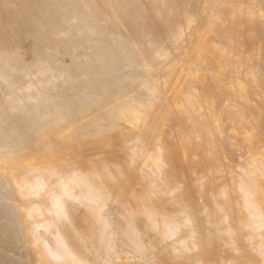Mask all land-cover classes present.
I'll list each match as a JSON object with an SVG mask.
<instances>
[{
	"label": "bare ground",
	"instance_id": "bare-ground-1",
	"mask_svg": "<svg viewBox=\"0 0 264 264\" xmlns=\"http://www.w3.org/2000/svg\"><path fill=\"white\" fill-rule=\"evenodd\" d=\"M38 1L41 6L37 12L19 21L29 29L24 37L31 54L30 60L24 56L22 60L39 69L42 83L48 85L56 80V70L62 64H50L54 55L47 53L41 36L50 27L49 20L59 19L50 11V4L55 6L59 0ZM93 1L96 10L117 17L119 22L112 24L113 28L132 23L135 34L147 35L137 36L141 47L133 54L142 68L140 74L122 86L136 88L137 94L117 101L115 109L93 114L106 96L105 89L97 103L94 100L89 108L81 107L66 120L59 108L39 115L36 110L40 107H35L29 131L16 132L13 127L2 135L10 139L7 146L18 143L22 150L0 156V176L6 177L10 196L18 203L16 213L31 261L50 264L65 255L79 256L74 237L63 236L57 230L63 228L54 227L55 214L65 205L60 199L69 194L87 200L81 213L90 222L93 238L100 230L98 210L111 201L121 209L117 235L132 239L131 224L141 220L132 210L142 206L151 227L162 232V252L154 254V261L148 258L151 264H170L171 260L173 264H264V73L257 66L259 59L254 61L250 54L262 42L261 0ZM200 2L206 5V14L199 11ZM148 13L152 15L147 17ZM194 22L202 29L201 37L193 39V34L179 48L175 43ZM58 29L53 26L52 33ZM172 44L178 49L170 54L166 45ZM96 45L91 40L86 43L90 49ZM120 54L106 62L119 63ZM19 70L20 65L12 64L7 48L1 46L0 82L16 80ZM119 70L116 66L106 72V80ZM91 75L87 69L83 77ZM89 96L83 94L82 99ZM164 96L167 99L159 116ZM8 101L20 104L12 95ZM46 117L48 127L37 131ZM101 121L106 123L96 129ZM63 124L67 127L61 128ZM149 124L154 125L155 134L144 147L140 135ZM171 138L172 145L168 143ZM110 153H116L117 158H111ZM133 163L143 187L133 197L123 199L119 194L122 186L132 188L127 168ZM154 185H158L155 193L151 192ZM32 195L37 196L35 201ZM30 213L48 232L44 242L28 221ZM65 227L74 231L73 221ZM96 243H102L101 237ZM42 245L50 254L48 261L42 256Z\"/></svg>",
	"mask_w": 264,
	"mask_h": 264
},
{
	"label": "rangeland",
	"instance_id": "rangeland-1",
	"mask_svg": "<svg viewBox=\"0 0 264 264\" xmlns=\"http://www.w3.org/2000/svg\"><path fill=\"white\" fill-rule=\"evenodd\" d=\"M37 1L38 0H0V47L4 46L7 48L12 64L20 65V70L16 75L17 79L15 78L16 80L8 82L7 84L0 82V156L4 153L16 155L22 151L18 143H12L7 146V141L10 139L1 137L13 127L17 129L14 130L16 132L22 131L20 129L29 131L28 125L35 119L33 114L35 107H40V111L36 110V114L39 113V115H49L54 109L59 108V110L61 109V111H59L61 113V118L66 120L75 112L79 111L81 107H84V109L85 107L86 109L89 108L90 103L93 104L94 100H96L97 103L105 89H107L106 96L100 101V106L92 112L93 114L98 115L109 108L115 109L117 101L124 100L137 94L136 88L128 86L123 89L122 86L126 85L127 81L140 74L142 68L133 60V54L141 47L140 42L137 41V36L140 35L139 38H142L147 35L142 33L135 34L132 31V23L119 25L113 28L112 24L119 22L117 17L105 13L103 10H96L93 6L96 2L93 0H83L84 4H82L80 0H59L57 3L55 2V6L50 4V11L56 13L55 15L60 21L57 22L58 20H55V18L54 20H49L50 27L43 33L41 40L48 46L47 53L54 55L50 64L59 61L62 65L56 70V80L48 85L43 84L39 69L30 67L28 62L22 60L23 56V59L30 60L31 54H29V49H27L30 43L29 41L26 42L24 37L29 29L19 22L23 19L22 17H32L37 12V9L41 6V2L38 3L39 1ZM143 1L144 0H137V3L142 4ZM226 2L231 3L230 0H226ZM24 4L27 7H25ZM260 5L264 11V0H261ZM205 6L204 2H200L199 11L201 12L202 9V12L205 11ZM232 7L234 6L231 5L230 8ZM51 12L41 15V17L51 15ZM203 13L206 14V12ZM88 15H91L93 18L88 17ZM151 15L152 13H148L146 16L150 17ZM196 23L197 22H194L190 27L191 30L188 29L185 32L182 40L175 43L176 46L178 45L180 48L182 43L190 39V37H193V34L195 35L193 39H195V37H201L202 29ZM56 25L59 29L57 33H52L53 26ZM24 26L26 28H24ZM44 37L47 39H44ZM214 39L217 40L218 43L213 39L212 43L215 41L214 44L217 43L218 45H216L219 46L220 43L218 39ZM89 40L97 44L95 49H90L86 46ZM175 44H172V46L166 45V49L170 54L175 53L178 49ZM50 45L52 46V50L50 49ZM75 46L78 48H75ZM153 50L156 49L153 48ZM118 53H121V61L119 63L111 65L106 62L107 59L114 58ZM250 54L253 60L259 59L257 61L260 62L256 61L258 63L256 64L257 66L259 65L258 67L264 73V29L262 32L261 45ZM124 57L125 59H123ZM178 57H182V53L179 54ZM161 62H164V59H162ZM76 64L79 65L80 68H73V65ZM116 66L119 67L120 72L110 77L109 80H106L104 76L105 73L111 71L113 68L115 69ZM27 67H29V69ZM87 69L92 72V75L84 78L83 75ZM114 87H116V89H113ZM83 94L91 96L83 100ZM11 95L12 98L19 100L20 104H10L8 99ZM169 95H171V93H169ZM164 99L166 101L167 97L164 96V98L160 100L161 106L157 112L159 116L164 111ZM45 100L47 104L42 102ZM10 107H12V109ZM6 110H8V112ZM47 118L48 117L39 122L36 127L37 131L48 127L49 119ZM105 123V121H101L96 129L98 127L101 128ZM251 126L252 125H249V127ZM60 127L66 128L67 125L63 124ZM245 127L248 126L245 125ZM153 129H155L154 125L149 124L141 131L140 138L144 147L149 146V141H151L150 139L155 134ZM87 132L91 131L87 130ZM3 140L6 141V143ZM172 140L173 138L168 140L170 141L168 143L171 145L173 142ZM88 154V152L85 153V155ZM109 156L113 159L117 158L116 153H110ZM127 175L133 180L132 188L122 186L119 194L123 199L133 197L142 189L141 187H143L141 183L142 176L138 173L136 163L131 164L127 168ZM0 181V185L3 188L0 195V264H36L33 260L31 261L27 243L23 238V234H21V220L16 213L18 203L10 196L12 190L7 188L6 177L0 176ZM156 187H158V185H154L155 189H151V192H157L158 188ZM236 192L238 193L239 190L236 189ZM67 195L65 197L62 196L60 199L61 204L65 203V205L63 204L64 206L55 214V218H57L58 215L57 219L59 220L54 218L56 221L54 222L55 224H53L56 225L54 226L56 229L58 227L63 228V231L59 228L57 229L59 233H63V236L69 237L71 235L74 237V241L76 242L75 246L81 255L78 253L80 257L74 258H69L65 255L50 264H151L154 261L155 255L162 252L159 246V239L162 232L155 231L151 227L149 216L144 212L145 210L142 206L134 207L132 210L133 213L141 219L139 222L131 224V230L133 232L132 239H125L117 235V229L115 228L121 226V217L119 216L121 214V209L117 203H111V201L103 207H100L98 210L99 212L97 211L98 214L96 212L99 217L100 234L98 233V235L93 238L92 229H89L91 228L89 226L90 222L88 218L81 213L88 205L87 200H81L76 196ZM32 197L33 201L36 200L34 199L35 197L37 198L35 195H32ZM32 197L30 200H32ZM237 206L241 207L238 201ZM81 214L83 215L82 217ZM28 216L29 223H33L32 226L37 228V235L41 237V242H44L46 240L45 238L48 236L47 230L37 225L38 221L35 214L30 213ZM72 221L74 223V231L72 230L74 234L72 231H67L68 228L65 229L66 224ZM58 223L60 225H58ZM237 229L241 230L242 227H238ZM99 237H101L102 241L100 245L96 243ZM41 252L43 258L48 261L50 259V254L45 245H42ZM83 252L85 254L84 256L82 255ZM138 256L142 257L141 260ZM148 258H152L153 261L151 262ZM80 260H83L84 263ZM169 263L173 264V261L171 260ZM45 264L49 263L46 262Z\"/></svg>",
	"mask_w": 264,
	"mask_h": 264
}]
</instances>
